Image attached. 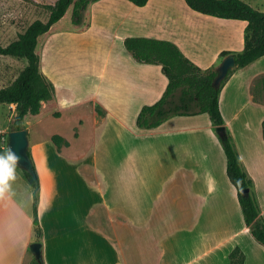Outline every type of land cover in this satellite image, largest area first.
<instances>
[{"label":"crops","instance_id":"1","mask_svg":"<svg viewBox=\"0 0 264 264\" xmlns=\"http://www.w3.org/2000/svg\"><path fill=\"white\" fill-rule=\"evenodd\" d=\"M90 12V27L82 32L70 28L74 33L69 34L88 40L106 57L115 55L113 60L104 59L101 67V74H111L106 86L111 87L112 100L98 98L103 114L98 110L95 114L97 125L113 119L135 143L128 204L125 197L122 205L102 201L90 215L89 169L83 156L69 155L72 142L64 137L68 145L59 151L52 141L56 134L46 140L35 136L31 142L35 132L28 129L40 188L36 191L18 166L10 200L0 202V264H29L36 257L31 248L38 242L33 208L26 204L30 194L39 195L45 264H230L236 247L246 255L244 264H264V246L246 225L210 117L174 116L155 129L139 128L142 107L162 97L168 79L161 65L137 62L124 46L126 37L169 40L200 68L208 69L221 64L222 52L243 51L247 22L197 12L185 0H149L143 7L128 0H99ZM45 72L58 90L51 69ZM0 106V138L9 139L16 105ZM220 109L254 181L264 217V56L232 69L220 93ZM42 112L43 106L34 118ZM141 143L145 159L157 165H145L139 181L136 160ZM44 145L51 152L49 165L40 162ZM2 146L1 151L9 148V141ZM17 210L24 212L23 218ZM90 237L98 243L92 244Z\"/></svg>","mask_w":264,"mask_h":264},{"label":"trees","instance_id":"2","mask_svg":"<svg viewBox=\"0 0 264 264\" xmlns=\"http://www.w3.org/2000/svg\"><path fill=\"white\" fill-rule=\"evenodd\" d=\"M49 12V19L36 20L27 30L7 46L0 45V54L27 60V66L9 86L0 89V105L16 104V114L11 122V131L25 129L28 117L40 114L43 102H51L56 96L54 82L41 70V57L38 46L41 38L63 19L72 8V28L77 32L87 30L91 25V5L99 0H23ZM143 7L149 0H128ZM187 5L200 13L220 18L245 20L244 49L236 53L224 51L220 62L234 56L236 66L241 68L264 56V12L253 8L243 0H185ZM124 46L139 63L158 64L168 79V86L162 97L152 105L142 107L137 126L142 129H155L174 116H193L207 113L222 143L227 157V173L238 191L246 225L255 240L264 246V217L255 190V184L247 172L236 148L234 138L220 109V93L232 74L229 71L219 86L214 84L219 65L202 69L192 62L177 44L169 40L148 37H126ZM103 114L101 109H98ZM224 131L219 133L217 129ZM52 141L60 151L68 145L60 135L52 136ZM30 158L33 161L31 151ZM34 170L36 167L34 165ZM24 175L35 188L34 177L22 169ZM37 174V171H36ZM38 177V174H37ZM39 180V177H38ZM39 195L33 205V223L38 242H43V229L38 214ZM246 255L240 247L230 253V264H244ZM29 264H45L43 256L34 257Z\"/></svg>","mask_w":264,"mask_h":264},{"label":"rangeland","instance_id":"3","mask_svg":"<svg viewBox=\"0 0 264 264\" xmlns=\"http://www.w3.org/2000/svg\"><path fill=\"white\" fill-rule=\"evenodd\" d=\"M243 1L264 12V0ZM71 17L72 8L53 30L41 38L38 46L43 60L41 70L46 74L45 71L51 69L58 80V90L55 99L43 105L41 116L28 117L29 122L24 123V128L35 132L30 136L31 142L35 136L46 140L49 135L58 134L72 142L69 155L83 156V165L89 169L88 209L91 215L102 201L108 205L117 201L122 205L125 197L128 204L129 165L132 164L131 151L135 143L113 119L97 125L95 113L101 109L98 98L112 100L111 87L106 86L111 82V74H101V67L104 59L113 60L115 55L112 53L106 57L105 51L92 47L88 40L69 34L74 33L70 29L73 27ZM48 19L49 12L42 7L23 0H0V45L5 47L15 41L36 20L46 22ZM26 66L27 60L23 58L0 54V89L15 81ZM144 147L141 143L137 149L139 181L144 166L153 164L145 159ZM41 149V165H49V146L44 145ZM3 152L0 150V154ZM32 200L26 202L30 208H33L35 196ZM90 242L98 243L92 237Z\"/></svg>","mask_w":264,"mask_h":264},{"label":"water","instance_id":"4","mask_svg":"<svg viewBox=\"0 0 264 264\" xmlns=\"http://www.w3.org/2000/svg\"><path fill=\"white\" fill-rule=\"evenodd\" d=\"M235 67V57L232 55L226 57L219 65L218 75L214 81V84L216 86H219L221 82L226 78L229 71ZM217 131L219 133H222L224 129L222 127H219ZM29 146L30 141L28 129L11 131L9 133V148H11L20 157L19 166L28 171L34 177V180L36 182L35 190L37 191L40 188V182L38 180L36 171L34 170V163L29 155ZM31 248L37 258H40L42 256V243L35 242L32 244Z\"/></svg>","mask_w":264,"mask_h":264},{"label":"clouds","instance_id":"5","mask_svg":"<svg viewBox=\"0 0 264 264\" xmlns=\"http://www.w3.org/2000/svg\"><path fill=\"white\" fill-rule=\"evenodd\" d=\"M19 162L20 157L11 148L5 149L3 154H0V202H8L10 200V194L13 191L12 186L16 184L18 180L17 168ZM32 198L30 194L29 201ZM16 214L23 218L24 212L17 210ZM20 226L21 223L18 220L16 222V227L19 228Z\"/></svg>","mask_w":264,"mask_h":264},{"label":"built area","instance_id":"6","mask_svg":"<svg viewBox=\"0 0 264 264\" xmlns=\"http://www.w3.org/2000/svg\"><path fill=\"white\" fill-rule=\"evenodd\" d=\"M9 139L7 137H1L0 138V143H1V147H3L2 145H4V143H8Z\"/></svg>","mask_w":264,"mask_h":264}]
</instances>
